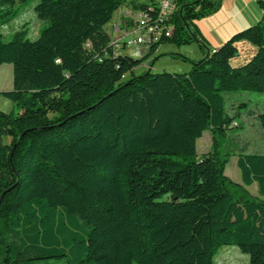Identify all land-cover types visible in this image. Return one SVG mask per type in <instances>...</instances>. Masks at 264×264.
<instances>
[{"label":"trees","instance_id":"trees-1","mask_svg":"<svg viewBox=\"0 0 264 264\" xmlns=\"http://www.w3.org/2000/svg\"><path fill=\"white\" fill-rule=\"evenodd\" d=\"M123 2L38 0L35 39L22 26L4 41L0 18V64L13 66L0 93L17 110L0 111V264H217L227 245L264 264V153H239L235 182L218 145L236 122L228 94L264 93V13L198 60L170 53L188 72L126 78L161 44L208 49L195 21L222 0H178L171 37L142 58L113 53L105 26ZM242 40L255 52L233 66Z\"/></svg>","mask_w":264,"mask_h":264},{"label":"rangeland","instance_id":"rangeland-1","mask_svg":"<svg viewBox=\"0 0 264 264\" xmlns=\"http://www.w3.org/2000/svg\"><path fill=\"white\" fill-rule=\"evenodd\" d=\"M37 1L38 0L16 1L10 8H8V11L5 10L6 12L0 16V18H7V22L1 27L4 41L10 40L12 34L22 26L28 27L29 32L31 33V28L35 23V18H31V15L33 13L34 4ZM237 47L238 54L231 59V64L233 66L243 64L255 52V46L244 40L239 41ZM159 49L165 54L175 53L183 56L186 54H189V56H198V53H201V51H207V48H201L195 41L180 45L164 43L160 45ZM147 50H149L147 45H130L124 49L123 53L131 58H134L135 56H141L140 58H142L149 52L144 53ZM162 53L154 52L146 57L145 60H148L147 62H156L155 67L150 69L152 72L166 70L169 72L183 73L188 72L191 69V64L189 62L183 61L180 58L164 56L165 54ZM148 69L149 65H147L145 70H142L141 66L136 67L131 72H128L126 77L139 75L141 72ZM8 99L9 98H7V101H10L12 106L0 109V111L10 112L11 110H14L15 113H17V110L14 107V102L11 99ZM227 107L228 114L232 116L236 122H233V127L227 130L222 138H219L218 145L220 152L226 154L228 159L224 170L225 175L235 182H241L240 170L236 164L238 154L241 152L264 153V129L260 126L258 121V115L264 112V93L241 91L231 92L227 96ZM212 142L213 139L210 131H203L202 135L196 140L197 156L199 157L201 154L208 152L212 147ZM247 189L251 194L260 196L258 194L256 183L251 184ZM260 197L264 199V195ZM214 260L217 264H248L249 257L247 254L241 252L237 246L227 245L218 250ZM54 264H66V262L62 259L55 261Z\"/></svg>","mask_w":264,"mask_h":264},{"label":"crops","instance_id":"crops-1","mask_svg":"<svg viewBox=\"0 0 264 264\" xmlns=\"http://www.w3.org/2000/svg\"><path fill=\"white\" fill-rule=\"evenodd\" d=\"M148 1L149 0H124L123 4L115 12L110 22L105 26V29L110 34V36L115 38L116 36L120 35V31L117 30V28L121 30L125 28L127 12L131 9L135 10L137 8L134 6V3H147ZM263 13L264 11L259 8L257 0H222L220 8L215 13L197 19L195 23L208 45L207 51H212L213 49L219 47L233 33L256 23L258 19L262 17ZM31 18H35V23L31 28V33L29 32V28H26L28 29V37H30L31 39H35L42 27V21L36 16L34 10ZM159 47L157 48L155 53L163 52L161 49H159ZM124 49L125 48L120 50L121 54H125L123 53ZM148 51L149 50L145 51L144 53H147ZM204 53V51H201V53H198V56H189V54H186L188 56H185L190 59H198L201 58ZM164 56L172 57L170 53L165 54ZM140 57L141 56H135L134 58ZM147 61L148 60L143 61L137 67L141 66V69L145 70L147 68V65H149L148 70L153 69L156 62L152 61L151 63H149ZM12 86V64H0V92L10 90L12 89ZM11 104L12 103L10 101H7V97L3 96L0 93V109L9 108L12 106Z\"/></svg>","mask_w":264,"mask_h":264},{"label":"built area","instance_id":"built-area-1","mask_svg":"<svg viewBox=\"0 0 264 264\" xmlns=\"http://www.w3.org/2000/svg\"><path fill=\"white\" fill-rule=\"evenodd\" d=\"M178 0H149L144 8L131 9L127 12L125 28L118 29L120 35L111 37L113 53L130 45H147L163 42L171 37L174 24L172 15Z\"/></svg>","mask_w":264,"mask_h":264},{"label":"water","instance_id":"water-1","mask_svg":"<svg viewBox=\"0 0 264 264\" xmlns=\"http://www.w3.org/2000/svg\"><path fill=\"white\" fill-rule=\"evenodd\" d=\"M3 194H4V193H1V194H0V199L2 198Z\"/></svg>","mask_w":264,"mask_h":264}]
</instances>
